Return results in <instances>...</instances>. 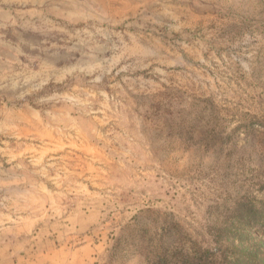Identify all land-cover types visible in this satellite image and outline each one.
Here are the masks:
<instances>
[{"label": "rangeland", "instance_id": "obj_1", "mask_svg": "<svg viewBox=\"0 0 264 264\" xmlns=\"http://www.w3.org/2000/svg\"><path fill=\"white\" fill-rule=\"evenodd\" d=\"M0 264H264V0H0Z\"/></svg>", "mask_w": 264, "mask_h": 264}]
</instances>
